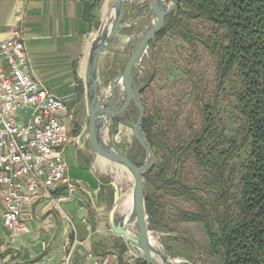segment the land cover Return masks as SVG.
<instances>
[{
  "label": "trees",
  "instance_id": "16d2710c",
  "mask_svg": "<svg viewBox=\"0 0 264 264\" xmlns=\"http://www.w3.org/2000/svg\"><path fill=\"white\" fill-rule=\"evenodd\" d=\"M168 33L184 41L193 57L203 49L212 58L217 84L228 86L240 111L241 140L225 137L196 82L201 123L186 139L165 142L154 130L158 113L148 116L145 107L143 130L163 158L156 177L175 196H188L200 206L201 214L182 211L179 220L204 223L221 264H264V0H179L155 40ZM244 148L246 160L237 168L233 161ZM189 158L206 173L207 199L196 196L185 183L184 170L178 169ZM145 178L149 182L148 173ZM146 204L150 225L157 228L155 203L146 196Z\"/></svg>",
  "mask_w": 264,
  "mask_h": 264
},
{
  "label": "crops",
  "instance_id": "0c3cea01",
  "mask_svg": "<svg viewBox=\"0 0 264 264\" xmlns=\"http://www.w3.org/2000/svg\"><path fill=\"white\" fill-rule=\"evenodd\" d=\"M94 2L97 4L92 8ZM114 2L0 0V43L10 37L15 27L21 28L32 74L56 96L67 100L68 111L73 115V135L85 131L89 123L86 70L91 42L112 12ZM119 35L100 55V82L109 74L110 67L106 65L111 57L107 53L113 54L120 47ZM0 67H6L2 57ZM105 136L118 144L107 131ZM66 161L67 176L75 190L62 188L52 198L25 205L26 229L13 243L1 216L0 253L8 264L32 262L44 255L50 256L53 264H62L68 252L71 264H96L99 258H106L108 264H138L141 259L122 236L112 231L108 221L114 189L107 175L112 166L86 146L85 140L67 146ZM204 231L209 239L205 226Z\"/></svg>",
  "mask_w": 264,
  "mask_h": 264
},
{
  "label": "rangeland",
  "instance_id": "374dc122",
  "mask_svg": "<svg viewBox=\"0 0 264 264\" xmlns=\"http://www.w3.org/2000/svg\"><path fill=\"white\" fill-rule=\"evenodd\" d=\"M151 2L152 0H128L122 21V24L126 27L118 31L120 34L118 41L121 40V42H118L120 47L118 50L112 51L113 54L107 53L111 58L106 65L110 67L109 74L103 76L101 82L104 86V93L109 90L110 81L123 71L129 53L134 48L133 44L135 42L138 44L145 31L152 25ZM170 2L171 0H167V4ZM195 24L201 28V24L198 22H195ZM148 79H150V83L141 94L142 102L147 109L148 116L158 113L154 130L165 142L173 145L177 139H186L192 129L196 130L200 127V109L203 105L197 101L194 91V83L196 82L200 87V98L205 104L211 105V111L218 120L220 130L225 137L227 139L236 138L240 142V111L234 98L229 94L228 86L220 88L217 84L215 64L203 49L199 50L197 57H193L187 44L171 33L165 35L161 40H155L154 38L140 64V80ZM138 113V109L132 104L128 114L136 119ZM117 119L106 129L107 133L110 137L116 138L118 145L130 157L132 156L140 164L143 163L146 152L135 138L132 127L121 122L119 118ZM84 140L86 146L91 147L88 137V124L83 134L82 141ZM157 151L158 149H154L156 160L153 166H156L155 170L153 172L148 170L145 173H148L149 182L144 177L145 197H150L155 203L158 221H160L158 223L160 225L154 228L150 225V219L148 218L152 237L157 241L160 249L170 258L186 259L181 262H174V264H192L191 260H194L196 264H221L220 254L212 247L204 231V223L201 221L179 220L182 211L195 214H201L202 211L195 200L184 195L175 196L173 189L169 185L163 184L156 177L163 164L162 153L157 154ZM246 151V148L242 149L240 156L233 161V165L237 168H240L246 160ZM185 161L183 165L178 166V169L182 168L184 170L185 183L196 196L207 199L210 190L203 188L206 173L193 159L189 158ZM112 168H108V180L116 179V173ZM123 174L121 181H118V183L121 191L125 193L133 187V178L131 179L125 170ZM123 199L121 202H123ZM121 206L119 213L123 212ZM131 213L129 214L133 216L132 221L128 219L127 224L134 233H138L135 216ZM193 242L197 244L200 250L199 257Z\"/></svg>",
  "mask_w": 264,
  "mask_h": 264
},
{
  "label": "built area",
  "instance_id": "2783aa9c",
  "mask_svg": "<svg viewBox=\"0 0 264 264\" xmlns=\"http://www.w3.org/2000/svg\"><path fill=\"white\" fill-rule=\"evenodd\" d=\"M0 57L6 62L0 67V213L13 243L26 229L25 205L52 198L62 188L75 190L67 176L66 148L82 144L84 131L71 134L67 100L32 74L20 27L0 43ZM70 259L68 252L62 264H71ZM0 264H8L1 253ZM24 264L53 262L44 255ZM96 264L108 260L99 258Z\"/></svg>",
  "mask_w": 264,
  "mask_h": 264
},
{
  "label": "water",
  "instance_id": "95a60500",
  "mask_svg": "<svg viewBox=\"0 0 264 264\" xmlns=\"http://www.w3.org/2000/svg\"><path fill=\"white\" fill-rule=\"evenodd\" d=\"M179 0H152L153 13L152 25L145 31L139 43L133 44L128 61L123 71L114 77L104 93V86L98 79V62L101 53L108 49L115 41L120 29L126 27L122 24L126 12L128 0H115L112 12L102 24L99 33L91 42L90 54L87 62L86 80L88 84L89 123L88 137L93 150L109 161L125 166L133 178V209L138 225V233H134L127 224L126 212L119 213L121 200L124 193L116 179L111 181L114 189L113 206L109 214V224L112 231L122 236L132 251L142 261L148 264H174L161 249H156L151 241L149 229V214L145 197V173L153 166L156 160L154 148L143 130L145 107L142 102V91L150 83L148 80H140V64L144 54L156 34L163 28L167 16L172 14L178 6ZM121 85V86H120ZM138 109L136 119L128 113L131 105ZM120 118L132 127L135 138L146 152L143 163L133 161L130 156L115 142L105 136V131L114 119ZM197 256L200 250L193 242ZM183 259L181 261H184ZM180 261V262H181ZM196 264L194 260L190 261Z\"/></svg>",
  "mask_w": 264,
  "mask_h": 264
},
{
  "label": "bare ground",
  "instance_id": "6f19581e",
  "mask_svg": "<svg viewBox=\"0 0 264 264\" xmlns=\"http://www.w3.org/2000/svg\"><path fill=\"white\" fill-rule=\"evenodd\" d=\"M101 159L105 163H107L108 165H110V166L113 167L112 169H114L113 171H115V173H116V180L117 181H121V179H122V177L124 175L123 174L124 173V170L128 172L130 178L132 179V175H131L130 171L125 166L119 165V164H115V163L109 161L108 159H106L105 157H101ZM120 205H122L121 206V210L124 211V212H126L127 217H128L127 219H130L132 221V217L133 216H130L129 213H131L132 212V209H133V187L129 191H127V192L124 193V199H123V202H121ZM129 228L132 230V228L130 226H129ZM150 238H151L152 243H154V247L156 249H160V246L157 244V241L152 237V235H151ZM181 260H182V258H179V257L173 258V261H175V262H180Z\"/></svg>",
  "mask_w": 264,
  "mask_h": 264
}]
</instances>
